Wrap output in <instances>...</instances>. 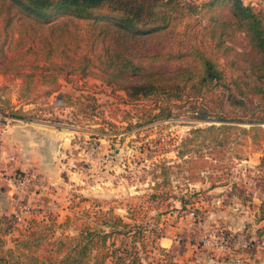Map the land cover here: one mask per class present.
Masks as SVG:
<instances>
[{
  "label": "rangeland",
  "instance_id": "374dc122",
  "mask_svg": "<svg viewBox=\"0 0 264 264\" xmlns=\"http://www.w3.org/2000/svg\"><path fill=\"white\" fill-rule=\"evenodd\" d=\"M242 1L264 8V0ZM225 3L213 11L223 17ZM190 22L145 40L146 50L167 53L205 43L201 25ZM76 23L75 30L85 28ZM40 65L53 73L37 71L26 78L3 73L0 65V218L17 217L10 232L2 233L5 248L12 247L11 239L27 220L53 219L55 236L62 237L75 235L93 225L97 213L111 210L125 222L156 230L146 232L145 246H139L143 264H199L198 253L225 248L228 233L249 249L264 251L259 210L264 203V144L251 138L263 141L264 123L256 133L249 131L251 124L237 123L247 131L224 146L194 141L183 150L191 128L211 124L191 117L189 107H172V116L137 125L136 107L142 102L122 103L123 91L95 72L82 75L58 60ZM18 109L32 111L35 118L9 116ZM160 160L171 167L152 174V162ZM194 161L197 166L190 169ZM154 180L160 183L157 188ZM164 236H172L174 243L161 244ZM219 237H224L221 244Z\"/></svg>",
  "mask_w": 264,
  "mask_h": 264
},
{
  "label": "trees",
  "instance_id": "16d2710c",
  "mask_svg": "<svg viewBox=\"0 0 264 264\" xmlns=\"http://www.w3.org/2000/svg\"><path fill=\"white\" fill-rule=\"evenodd\" d=\"M223 1L222 17L213 10ZM192 20L201 25L205 43L167 53L146 50L145 40ZM75 22L85 28L75 30ZM54 60L82 75L95 72L123 91L121 102L126 105L142 102L136 107L137 125L170 117L172 107L181 106L190 108L191 117L211 122L191 128L182 140L183 150L194 141L224 146L247 131L237 123L251 124L252 133L261 131L257 125L264 123V8L242 0H0L2 72L26 78L37 71L52 74L40 64ZM59 96L71 99L68 94ZM85 97L96 103L93 96ZM8 114L35 118L22 109ZM128 126L133 124L128 121ZM251 138L264 144V135L261 142ZM193 163L190 169L196 168ZM170 167L164 160L152 162V174ZM153 185L160 183L154 180ZM259 210L263 219V202ZM16 220L13 214L0 218V264H143L139 246H145L146 232H156L143 223L125 222L109 210L97 213L93 225L62 237L55 236L53 219L27 220L19 236L11 239L12 247L5 248L2 233L8 234Z\"/></svg>",
  "mask_w": 264,
  "mask_h": 264
},
{
  "label": "crops",
  "instance_id": "0c3cea01",
  "mask_svg": "<svg viewBox=\"0 0 264 264\" xmlns=\"http://www.w3.org/2000/svg\"><path fill=\"white\" fill-rule=\"evenodd\" d=\"M227 239L228 243L224 246L225 248L217 246L211 254L210 251L198 253L199 264H264V251L251 250L240 240L245 246L241 247L242 244H239L240 242H237V239L231 233H228ZM163 240L169 241V245L174 243L172 236L162 237L161 244H163ZM259 242L261 241H256V244L260 247Z\"/></svg>",
  "mask_w": 264,
  "mask_h": 264
},
{
  "label": "built area",
  "instance_id": "2783aa9c",
  "mask_svg": "<svg viewBox=\"0 0 264 264\" xmlns=\"http://www.w3.org/2000/svg\"><path fill=\"white\" fill-rule=\"evenodd\" d=\"M216 202H217V203H219L220 201H219V200H217ZM219 238H220V240H219V242H218V243H220V244H221V243H222V241L224 240V237H219ZM261 243H262V245H264V241H262Z\"/></svg>",
  "mask_w": 264,
  "mask_h": 264
}]
</instances>
